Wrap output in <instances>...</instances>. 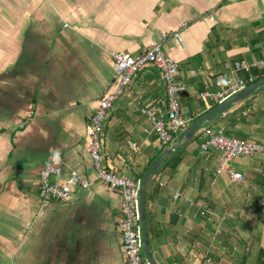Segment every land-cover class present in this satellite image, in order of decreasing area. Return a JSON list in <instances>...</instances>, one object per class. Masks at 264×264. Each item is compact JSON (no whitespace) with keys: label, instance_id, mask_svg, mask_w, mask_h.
Wrapping results in <instances>:
<instances>
[{"label":"crops","instance_id":"obj_1","mask_svg":"<svg viewBox=\"0 0 264 264\" xmlns=\"http://www.w3.org/2000/svg\"><path fill=\"white\" fill-rule=\"evenodd\" d=\"M157 41L179 64L191 124L219 105L200 94L227 74V62L264 58V0H0V264H127L121 195L98 178L88 131L113 90V54ZM165 99L152 65L116 97L101 136L107 171L140 182L173 142L162 145L141 111ZM214 119L203 127L264 143V86ZM203 127L147 183L152 256L157 264H264V225L248 213L264 184V155L236 157L217 174L220 151H201ZM55 153L63 158L55 179L76 170L90 186L45 204L40 173ZM228 170L244 179L232 181Z\"/></svg>","mask_w":264,"mask_h":264},{"label":"built area","instance_id":"obj_2","mask_svg":"<svg viewBox=\"0 0 264 264\" xmlns=\"http://www.w3.org/2000/svg\"><path fill=\"white\" fill-rule=\"evenodd\" d=\"M168 35L170 34H164L163 39H167ZM171 36L182 40L179 30L172 31ZM162 43L163 41L151 42L145 50L139 53L117 52L113 54L115 59L113 90L98 100L90 119L88 131L89 151L98 178L121 195L118 228L127 264H152L145 257L142 248L139 223V181L134 177L107 171L102 166L101 136L104 132V122L108 110L113 101L125 91L134 75L146 65L154 66L165 82V104H154L141 109L142 113L153 121L158 140L162 145H167L174 140L175 133L186 127L187 120L182 114L181 96L186 91L187 85L179 78L178 62L165 53ZM225 68L228 71L227 74L218 78L212 88H206L200 94L202 98L219 104L227 101L249 83L255 81L256 76L253 72L256 69L264 68V58L227 62ZM199 138L202 139L200 148L204 154H212L214 150L220 151V158L215 169L217 174L226 170L229 162L236 157L255 153L264 155V143L230 136L223 129L213 130L211 126L203 127ZM130 146L136 148L133 143ZM62 167L61 153L52 154L44 161L40 173L39 197L45 204L52 200L64 201L68 199L75 185L84 188L90 186V182L76 170H71L64 181L55 179L54 177L59 176ZM228 171L232 181L244 179L242 173ZM179 196L180 193L177 192L175 198Z\"/></svg>","mask_w":264,"mask_h":264},{"label":"water","instance_id":"obj_3","mask_svg":"<svg viewBox=\"0 0 264 264\" xmlns=\"http://www.w3.org/2000/svg\"><path fill=\"white\" fill-rule=\"evenodd\" d=\"M264 86V77L259 80L254 81L249 84L236 94H234L227 101L219 104L218 106L212 108L204 115L196 119L194 122L189 124L183 131L179 134L177 138L173 140L171 144L165 147V149L159 154V156L150 164L145 173L142 175L139 182V223H140V231L142 237V248L145 257L152 263L157 264L155 262L152 253L150 251L149 246V235H148V226H147V211H146V189L147 183L150 177L153 175L155 170L160 166L163 160L172 154L176 149L182 146L185 142L191 139L207 122L211 121L219 114L225 112L230 109L233 105H235L238 101L247 97L256 89Z\"/></svg>","mask_w":264,"mask_h":264},{"label":"trees","instance_id":"obj_4","mask_svg":"<svg viewBox=\"0 0 264 264\" xmlns=\"http://www.w3.org/2000/svg\"><path fill=\"white\" fill-rule=\"evenodd\" d=\"M253 73H257L255 70ZM256 75V74H254ZM264 76V71H260L257 73V76L255 78V80H259L260 78H262ZM216 106V105H215ZM190 141V140H189ZM180 149V148H179ZM179 149H177L174 153H172L171 155H169L165 160L164 162L158 167V169H160L164 164H167L169 162H171L172 159H175L174 156L175 154L179 151ZM157 157V156H156ZM155 157V158H156ZM154 158V159H155ZM153 159V160H154ZM152 160V161H153ZM151 163V162H150ZM157 169V170H158ZM157 170L155 171V173L157 172ZM154 173V174H155ZM143 173L138 177V179H140L142 177ZM259 196H256V194H253V195H250V202H256L257 203V206H256V209L255 210H250L248 211V213L255 219L259 220L262 222V224L264 225V184H260L259 185ZM256 198V200H254ZM262 254L264 255V249L262 250Z\"/></svg>","mask_w":264,"mask_h":264},{"label":"rangeland","instance_id":"obj_5","mask_svg":"<svg viewBox=\"0 0 264 264\" xmlns=\"http://www.w3.org/2000/svg\"><path fill=\"white\" fill-rule=\"evenodd\" d=\"M247 31H248V29H247ZM215 123V119L214 120H212V121H210L209 122V124H214ZM189 124V122L187 123V125ZM183 129L184 128H181L177 133H175V136H179V134L183 131ZM174 139V138H173ZM102 151V150H101ZM231 163H233V162H231ZM262 225V224H261ZM262 229H263V225L261 226V231H262ZM264 230V229H263ZM259 234H261V232L259 233ZM246 264H250V263H246Z\"/></svg>","mask_w":264,"mask_h":264}]
</instances>
